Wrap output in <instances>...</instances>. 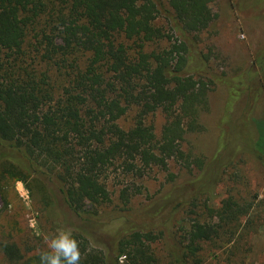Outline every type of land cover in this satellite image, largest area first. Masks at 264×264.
Listing matches in <instances>:
<instances>
[{
    "label": "trees",
    "instance_id": "obj_1",
    "mask_svg": "<svg viewBox=\"0 0 264 264\" xmlns=\"http://www.w3.org/2000/svg\"><path fill=\"white\" fill-rule=\"evenodd\" d=\"M215 2L0 0L3 199L7 207L5 187L20 181L34 207L49 213L59 200L53 184L82 222L59 250L42 249L23 239L18 213L5 214L6 263L221 264L220 249L254 218L241 187L220 204L217 192L227 177L243 179L240 156L264 160V117L250 121L264 93V50L255 74L217 76L200 44L217 18ZM218 84L229 98L220 145L208 159L194 153L188 138L204 132L201 116ZM244 96L240 116L229 122ZM156 115L164 119L158 132ZM227 132L235 138L225 143ZM172 164L186 171L185 181L169 172L172 183L138 208L131 199L141 190L127 183L114 203L113 167L139 179ZM97 225L106 229L99 240L90 232Z\"/></svg>",
    "mask_w": 264,
    "mask_h": 264
},
{
    "label": "rangeland",
    "instance_id": "obj_2",
    "mask_svg": "<svg viewBox=\"0 0 264 264\" xmlns=\"http://www.w3.org/2000/svg\"><path fill=\"white\" fill-rule=\"evenodd\" d=\"M212 7L217 18L210 29L201 35L200 44L203 51L211 58L216 70L215 74L230 79L245 72L255 74L261 63L257 56L262 49L264 50V0H217ZM208 97L209 108L201 116L205 130L203 133L189 136L188 139L194 146L195 154L211 159L220 145L223 128L221 121L227 112L228 89L222 84L215 85ZM245 102H247L245 96L242 100L236 101L232 110L230 109L229 114L232 118L229 122L238 119ZM133 115L130 112L123 123L129 125L133 121ZM263 117L264 93L259 95L250 121L252 123L255 119L260 120ZM152 119L158 132L164 119L160 115ZM228 133L223 137L225 143L230 136ZM239 159L237 169L241 168L242 173L239 175L243 179L238 185L235 178L231 180L227 177L226 182L224 180L218 185V201L220 204L230 195L238 196L241 187L245 199L253 203L254 218L249 227L243 226L239 229L234 242L220 249L219 259L221 264H226L227 259L231 260V264H264V160L260 163L248 154L240 156ZM169 172L178 176V182H183L187 178L186 171L176 164H172L169 171L154 169L150 174L139 179L129 178L119 166L113 167L109 172L108 184L114 192V203L120 202L117 196L120 189L127 183L133 184V182L139 186L141 192L132 197V207L138 208L139 205L150 202L172 183ZM49 186L59 198L56 206L54 204L49 213L40 211V205L34 207L35 200L23 182L11 183L7 188L5 187L9 200L7 207L3 199L4 191L0 189V219L7 213L9 217L18 213L20 227L26 232L24 240H30L42 249L59 250L74 226L82 222L62 204L58 188L53 184ZM242 222L245 224L246 218ZM104 231L106 229H102L99 225L90 228L91 235L97 240L105 237ZM216 263L219 264L218 261H212V264ZM0 264H8L2 254H0Z\"/></svg>",
    "mask_w": 264,
    "mask_h": 264
}]
</instances>
